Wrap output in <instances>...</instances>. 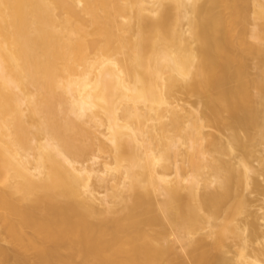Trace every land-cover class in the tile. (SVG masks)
<instances>
[{"label":"bare ground","instance_id":"obj_1","mask_svg":"<svg viewBox=\"0 0 264 264\" xmlns=\"http://www.w3.org/2000/svg\"><path fill=\"white\" fill-rule=\"evenodd\" d=\"M0 264H264V0H0Z\"/></svg>","mask_w":264,"mask_h":264}]
</instances>
